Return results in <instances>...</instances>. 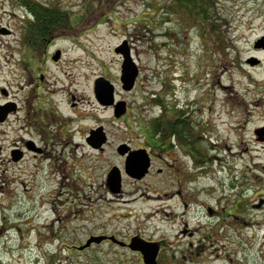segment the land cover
<instances>
[{
    "label": "rangeland",
    "instance_id": "rangeland-1",
    "mask_svg": "<svg viewBox=\"0 0 264 264\" xmlns=\"http://www.w3.org/2000/svg\"><path fill=\"white\" fill-rule=\"evenodd\" d=\"M60 2L73 17L77 15V31L81 30L76 42L62 44L67 49L66 86L77 88L87 100L95 78L106 75L115 85L117 98L129 101L130 112L127 121L122 116L108 125L111 142L103 153L82 144V133L75 138L78 145L68 146L69 156L26 163L30 170L20 172L2 198L0 264H141L138 254L112 243L76 250L90 235L104 233L117 234L122 240L141 233L177 244L183 209L168 199L163 189H146L148 194L132 204L107 201L104 190L95 189L107 171L105 160L111 156L112 162L119 164L116 148L120 142L143 144L142 125L157 113L151 95L162 92L171 103L173 91L180 105L186 99L195 101L196 116L205 119L210 129L206 139L210 156H220L214 176L226 187L213 192L210 202L230 213L236 192L238 199L243 196V206L228 215L226 226L217 222L210 232L218 234L215 238L220 240L223 255L244 263L247 259L264 262V206L256 207L261 200H253L254 193L264 192V175L259 171L264 163V142L257 141L254 133L264 126V85L259 91L253 85L257 78L263 83L264 71L246 64L257 54L254 42L264 36V0H217L221 19L215 34L189 22L188 15L173 14L170 0ZM4 22H9L8 18ZM124 42L140 69L139 81L131 92L121 88L123 57L115 51ZM260 58L264 59L262 55ZM58 97L63 99L64 94ZM82 105L76 107V114L82 111L86 116L88 109L95 108L91 103ZM97 112L111 117L110 111ZM94 121L79 120L75 127L85 131ZM255 174L259 177L253 183ZM234 175L239 183L243 175V186L231 190ZM201 181L206 183L209 177ZM210 182L218 187L211 178ZM125 185L129 192L139 183ZM221 193L226 199L218 202ZM205 215L206 211L193 204L188 222L197 227L206 220ZM9 226L12 228L6 229ZM162 258L164 264H189L192 259ZM209 259L208 254L192 264H207Z\"/></svg>",
    "mask_w": 264,
    "mask_h": 264
},
{
    "label": "flooded vegetation",
    "instance_id": "flooded-vegetation-1",
    "mask_svg": "<svg viewBox=\"0 0 264 264\" xmlns=\"http://www.w3.org/2000/svg\"><path fill=\"white\" fill-rule=\"evenodd\" d=\"M17 12H22L23 15ZM5 18H8L9 22H4ZM77 21V15L73 17L72 11L67 12L60 0H2L0 3V206L3 196L10 191L20 172L30 170L26 163H36L39 159L42 162L52 156H69L68 146L78 145L75 141L77 134L84 133L82 144L87 145L91 151L105 152L111 142L108 125L117 118L114 102H126L127 110L122 116H125L124 121L128 120L129 101L117 98L116 88L111 105L102 104L97 96L96 88L99 82L112 83L108 76L95 78L91 97L87 100L79 94L77 88L66 86L67 49L62 44L65 45L67 40L76 42L75 39L81 31H77ZM253 48L257 57L246 60V64H251L252 68L262 67L264 71V59L260 58V55L264 57V36L254 42ZM262 81L263 83L259 78L253 80L257 91L264 85V79ZM173 92L171 103L164 98L165 94L162 92L151 95L157 99L156 133L150 123L152 117L142 125L143 144L133 143L132 140L120 142L119 145L127 144V153L122 155L116 148L119 164L112 162L111 156L105 160L107 171L95 189H103L106 193L104 199L107 201L118 200L124 204H132L148 194L144 190L159 188L163 189V194L168 199L176 201L177 207L183 209L180 214L182 227L177 244L170 245L169 239L150 238L141 233L129 234L123 239L128 244L133 237H141L147 242L159 245L156 264H164L162 257L169 255L183 258L189 256L192 258L189 264H192L197 262V258L208 254L210 259L207 264H264L257 259H247L244 263L242 259L235 260L230 255H223L220 240L215 238L218 234L212 235L210 232L217 222L226 226L228 215H234V210L243 206V196L238 199L236 192L233 212L230 213L225 208L218 209L210 202L213 192L222 191L226 187L214 176V169L217 168L215 163L220 156H210V143L206 140L210 129L206 127L205 119L202 121L201 116H196L195 101L191 103L186 99L185 103L180 105L176 92ZM61 93L64 94L63 99L58 97ZM85 102L91 103L95 108L88 109L86 116H83L82 111L76 114V107L79 104L84 105ZM61 105H64L65 109ZM97 110L110 111L111 117L101 116ZM79 120L95 121L93 126L84 131L82 127H75ZM99 127H103L107 139L103 147L97 149L90 145L89 138L91 132ZM254 133L257 141L264 142V126L256 129ZM137 150L144 151L139 152L142 156L135 157L143 159V164H148L142 177L131 176L125 170L128 155ZM113 167H118L121 171L119 192H113L109 185V173ZM229 170L231 171V168ZM259 171L264 175V163L259 165ZM206 176L209 181L202 183L201 178ZM236 177L234 175L230 181L233 185L231 190L243 186V175L241 183ZM258 177L254 175L253 183ZM210 178L218 187H212ZM126 182L139 185L128 192L125 189ZM108 195H111V199ZM223 199H226V194H218V202ZM255 199L261 200L260 206L256 207L264 206V192L254 193L253 200ZM193 204H198L199 210L206 211V220L201 221L197 227L188 222V210ZM99 235H115L122 240L117 234ZM106 242L115 244L105 239L100 243H92L91 246ZM215 244L219 246L213 249ZM120 247L138 254L141 264H147L141 251L130 250L127 246ZM86 249L89 247L78 250ZM175 261L177 262V258Z\"/></svg>",
    "mask_w": 264,
    "mask_h": 264
},
{
    "label": "water",
    "instance_id": "water-1",
    "mask_svg": "<svg viewBox=\"0 0 264 264\" xmlns=\"http://www.w3.org/2000/svg\"><path fill=\"white\" fill-rule=\"evenodd\" d=\"M115 51L117 53H121L124 57L122 64V74L120 78L122 82V87L125 90H131L135 85L136 78L139 73L137 63L133 60V57L131 56L130 49L127 47V42H124V44L117 47ZM96 92L102 104L111 105L114 102V86L112 83L99 82L97 84ZM115 106L116 117H120L126 112L125 101H119L115 104ZM106 139L107 137L103 127H99L91 132L89 141L92 147L99 149L103 147L104 143L106 142ZM127 150V144H121L118 146V152L122 155H125L127 153ZM141 151H132L131 154L127 157L125 170L131 176L142 177L148 167L147 163L143 164V159L135 157L142 156V154L139 153ZM109 185L113 192L120 191L121 171L118 167H113L111 169L109 173ZM105 239H109L112 242L121 246L128 245L132 250L141 251L144 256L145 263L156 264V259L159 252V245L154 242H147L141 237H133L131 242L127 244L126 242L119 240L114 235H92L87 239L85 244L78 246V248L82 250L86 247H89L92 243H100Z\"/></svg>",
    "mask_w": 264,
    "mask_h": 264
},
{
    "label": "trees",
    "instance_id": "trees-1",
    "mask_svg": "<svg viewBox=\"0 0 264 264\" xmlns=\"http://www.w3.org/2000/svg\"><path fill=\"white\" fill-rule=\"evenodd\" d=\"M171 10H175L173 14L189 16V22L199 25L203 31L211 30L212 34L219 31V19L217 0H170ZM167 8V6H165ZM164 7V8H165ZM188 22V21H187ZM157 99H154L156 103ZM154 127V133L157 131L156 117L154 116L150 122Z\"/></svg>",
    "mask_w": 264,
    "mask_h": 264
},
{
    "label": "bare ground",
    "instance_id": "bare-ground-1",
    "mask_svg": "<svg viewBox=\"0 0 264 264\" xmlns=\"http://www.w3.org/2000/svg\"><path fill=\"white\" fill-rule=\"evenodd\" d=\"M9 228H12V226H11V227H10V226H9V227H7L6 229H9Z\"/></svg>",
    "mask_w": 264,
    "mask_h": 264
}]
</instances>
